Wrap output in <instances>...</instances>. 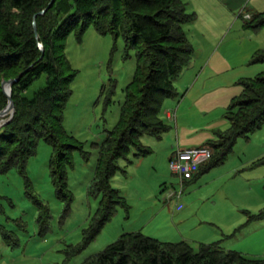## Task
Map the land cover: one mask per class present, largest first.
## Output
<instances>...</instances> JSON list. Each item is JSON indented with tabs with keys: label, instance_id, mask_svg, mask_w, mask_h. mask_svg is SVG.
<instances>
[{
	"label": "rangeland",
	"instance_id": "1",
	"mask_svg": "<svg viewBox=\"0 0 264 264\" xmlns=\"http://www.w3.org/2000/svg\"><path fill=\"white\" fill-rule=\"evenodd\" d=\"M182 2L193 14L184 29L194 54L174 81L178 94L163 101L160 116L170 129L160 138H142L150 153L138 156L132 149L116 161L124 171L117 170L110 183L128 208L117 205L85 245L84 234L98 216L100 195L91 185L99 145L119 117L136 57L134 51L125 56L121 35L101 34L91 24L80 40L69 33L65 54L76 74L62 122L84 152L74 151L67 168L70 198L56 191L49 167L52 148L43 140L24 174L16 168L0 173V264H80L127 231L166 241L185 235L194 249L199 242L220 241L226 250L264 259V123L237 138L222 163L184 177L181 185L168 163L177 145L216 141V132L229 126L225 108L241 89L237 80L263 71L264 63L250 59L264 48V26H247L244 18L262 12L264 0ZM45 80L41 75L23 93L32 96ZM111 87L108 99L105 88Z\"/></svg>",
	"mask_w": 264,
	"mask_h": 264
},
{
	"label": "trees",
	"instance_id": "2",
	"mask_svg": "<svg viewBox=\"0 0 264 264\" xmlns=\"http://www.w3.org/2000/svg\"><path fill=\"white\" fill-rule=\"evenodd\" d=\"M50 1L0 0V25L4 28L0 31V109L7 103L2 82L22 73L11 87L14 113L0 125V173L16 168L24 174L28 159L43 140L52 148L49 167L56 191L70 198L67 168L72 166L74 151H84L62 122L76 74L65 54L66 39L74 32L80 40L91 24L101 34L121 35L125 56L134 51L136 57L119 117L99 145L91 185L100 195L98 216L84 234L85 245L111 218L117 205L128 208L110 183L117 170L124 171L116 161L125 159L132 149L138 156L150 153L142 138H160L170 129L160 112L164 99L178 94L174 81L194 54L184 29L193 14L186 12L182 0H54L47 8ZM244 19L247 26L261 28L264 10ZM250 61L264 63V48L254 51ZM41 75H45L44 86L26 96L23 92ZM236 83L241 89L231 96L224 114L229 126L226 132H216V141L202 144L211 149L212 156L193 175L222 163L237 138L264 123V69L254 76L240 77ZM105 89L110 99L112 87ZM80 264H264V259L226 250L220 241L199 242L194 249L184 239L166 241L141 231H127Z\"/></svg>",
	"mask_w": 264,
	"mask_h": 264
},
{
	"label": "built area",
	"instance_id": "3",
	"mask_svg": "<svg viewBox=\"0 0 264 264\" xmlns=\"http://www.w3.org/2000/svg\"><path fill=\"white\" fill-rule=\"evenodd\" d=\"M211 149L206 145L176 148L168 163L171 171L179 178L180 185L184 177H192L199 166L210 159ZM180 195V192L170 191L168 195Z\"/></svg>",
	"mask_w": 264,
	"mask_h": 264
},
{
	"label": "water",
	"instance_id": "4",
	"mask_svg": "<svg viewBox=\"0 0 264 264\" xmlns=\"http://www.w3.org/2000/svg\"><path fill=\"white\" fill-rule=\"evenodd\" d=\"M53 1L54 0L50 1V3L48 4L47 8L53 3ZM46 9H43L39 13H43ZM33 26H34V31L36 33L35 21H33ZM21 75H22V73L16 78H11V79H8V80H4L2 82L3 91H4V93L7 96V103L2 109H0V118L5 116L6 114H9V117L7 119H2V123H0V125H2L4 122L8 121L12 117V115L14 113V104H13V101H12V98H11V87H12L13 83L18 81V79L20 78Z\"/></svg>",
	"mask_w": 264,
	"mask_h": 264
},
{
	"label": "crops",
	"instance_id": "5",
	"mask_svg": "<svg viewBox=\"0 0 264 264\" xmlns=\"http://www.w3.org/2000/svg\"><path fill=\"white\" fill-rule=\"evenodd\" d=\"M197 79H198V77L194 80V83L192 84V87H191V88H193V86L195 85ZM182 98H183V97H182ZM166 116H168V118H169V114L166 115ZM169 119H171V118H169ZM178 147H180V146L177 145L176 148H178ZM180 148H181V147H180ZM174 149H175V148H174ZM174 149L172 150L171 154L173 153ZM170 156H171V155H170ZM183 238H184V240H186V241L192 239L191 237H186L185 235H183L182 238H180V239H183ZM176 240H179V238H178V239H175V240H172V241H176ZM202 241H203V240H202ZM188 242H190V241H188Z\"/></svg>",
	"mask_w": 264,
	"mask_h": 264
}]
</instances>
